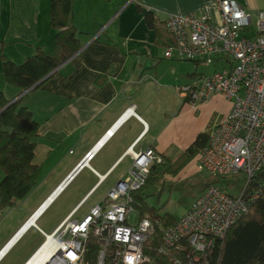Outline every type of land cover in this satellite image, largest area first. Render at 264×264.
Instances as JSON below:
<instances>
[{
	"label": "crops",
	"instance_id": "crops-1",
	"mask_svg": "<svg viewBox=\"0 0 264 264\" xmlns=\"http://www.w3.org/2000/svg\"><path fill=\"white\" fill-rule=\"evenodd\" d=\"M51 1L0 0V91L9 103L24 95L22 105L39 122L33 163L40 168L30 193L1 213L0 251L87 153L97 150L90 167L80 169L35 225L12 242L0 264L27 263L66 217L83 220L132 167L130 147L136 152L153 148L174 162L232 106L220 94L195 105L178 94L176 87L211 74L225 60L209 65L166 57L167 44L158 42L145 17L153 12L161 31L170 34L164 23L169 15L200 11L212 0H72L79 50L37 87L20 93L4 76V58L22 64L38 48L52 57L62 55L50 24ZM235 1L253 14L264 10V0ZM131 108L141 119L133 116L121 123ZM110 130L113 134L104 140ZM197 157L182 169L197 170Z\"/></svg>",
	"mask_w": 264,
	"mask_h": 264
},
{
	"label": "built area",
	"instance_id": "built-area-1",
	"mask_svg": "<svg viewBox=\"0 0 264 264\" xmlns=\"http://www.w3.org/2000/svg\"><path fill=\"white\" fill-rule=\"evenodd\" d=\"M165 24L175 37V43L166 48V57L209 65L218 58L225 60L223 67L176 89L193 105L215 94L231 101L230 111L214 123L208 144L199 154V168L229 180L243 178L245 184L237 195L230 193L235 182L232 187L209 185L180 220L156 238V223L139 217L134 194L148 180L151 166L162 159L153 148L136 152L132 146L128 150L134 158L132 167L104 201L81 221L66 217L51 234L61 246L47 264H153L157 257H166L171 264H214L209 259L214 246L264 194V179L258 178L264 168V10L253 14L235 0H212V5L200 11L169 15ZM133 116L141 119L134 108L128 117ZM113 132L108 131L104 140ZM96 150L87 153L38 211L80 169L90 167ZM155 217L158 224L162 217ZM31 218L24 230L35 225L29 224ZM91 241L95 251L89 249ZM5 249L0 258L9 248Z\"/></svg>",
	"mask_w": 264,
	"mask_h": 264
},
{
	"label": "trees",
	"instance_id": "trees-1",
	"mask_svg": "<svg viewBox=\"0 0 264 264\" xmlns=\"http://www.w3.org/2000/svg\"><path fill=\"white\" fill-rule=\"evenodd\" d=\"M145 17L148 25L156 30L160 44H167L169 47L175 43V37L172 35V38L171 33L161 31V23L153 12H146ZM71 19L72 0L51 1L50 24L56 30L55 40L62 51L60 58L48 55L41 48L22 64H15L4 58V76L20 93L37 87L79 50L80 39ZM23 96L9 104L5 94L0 91V174H3L0 180V216L17 199L30 193L40 174V168L33 163L39 122L34 119L32 111L22 105ZM210 135L211 130L199 133L174 162L164 156L161 163H154L150 168L149 181L156 182L161 176L170 172L175 174L178 169H182L206 147ZM258 178L264 179V168L258 173ZM226 180L227 186L232 187L229 178L215 176H211L208 186L226 183ZM134 205L140 210L139 216L157 212L155 207L145 202L143 193L135 192ZM164 220L168 221L167 225H171L176 218L165 214ZM90 247L92 250L96 248L93 241L89 242V249ZM209 259L214 264H264V196L252 205L247 214L231 225L224 239L214 246ZM153 264H170V261L166 257H158Z\"/></svg>",
	"mask_w": 264,
	"mask_h": 264
},
{
	"label": "rangeland",
	"instance_id": "rangeland-1",
	"mask_svg": "<svg viewBox=\"0 0 264 264\" xmlns=\"http://www.w3.org/2000/svg\"><path fill=\"white\" fill-rule=\"evenodd\" d=\"M246 10L248 11V8H246ZM188 61H191V60H188ZM203 62L200 64V67L206 68V65H205L206 62L205 63ZM200 152L197 154L198 156L197 162H196L198 165L197 170L193 168L186 169L185 167L184 169L180 171V173L178 174H174L173 172L167 173L166 175L161 176L156 182H151L148 179L146 183L144 184V186L139 191H137L139 193H143L145 202L148 203L150 206L155 207L157 210V212L154 214L147 213L145 214V216L144 215L139 216L140 218L148 217L152 219L154 223H156V226L158 228V229L157 228L155 229L156 238L162 237L161 235V231H163L162 229L167 230L178 219L180 220V218L187 212V210L191 208V206L196 201V199L200 196V194L204 190L207 189L208 183L211 181V176L214 177L212 174H210L207 171H200V168H199ZM155 163H161V162L156 161ZM215 177H219V176H215ZM2 178H3V174H0V180ZM230 180H228L230 182V186H232L235 182V186L230 190V193L233 195H237L241 191L242 187L244 186L245 180L243 178H240L238 180V178L236 177L230 178ZM222 183L228 185L227 180H226V183L220 182L216 184L219 185ZM134 199H135V194H134ZM136 209L140 211L138 206L136 207ZM165 214H170L173 217H175L176 218L175 222L171 225H167L168 221L164 220ZM158 215L162 216V220L157 224L158 219L155 216H158ZM159 244H160V241L158 245ZM167 260L169 261L168 258Z\"/></svg>",
	"mask_w": 264,
	"mask_h": 264
},
{
	"label": "bare ground",
	"instance_id": "bare-ground-1",
	"mask_svg": "<svg viewBox=\"0 0 264 264\" xmlns=\"http://www.w3.org/2000/svg\"><path fill=\"white\" fill-rule=\"evenodd\" d=\"M132 110H133V108L130 109L129 111H127L126 113H124L123 116L121 117V119L128 117L132 113ZM45 207L46 206H44L41 210H43ZM41 210H39L37 213L35 212V214L31 218V220L29 221V224L35 222L38 215L41 214ZM24 227H26V225H24ZM24 227L20 230V232L18 233V235L14 238V240L12 242H14L25 231ZM12 242L5 247L6 248L5 250H7L10 246H12ZM58 245L61 246L60 243L58 244L54 240V238L51 234L48 235L45 242L41 245V247L35 252V254L25 264H47V262H49L55 256V254L57 252V248L59 247ZM50 257H51V259H49Z\"/></svg>",
	"mask_w": 264,
	"mask_h": 264
},
{
	"label": "water",
	"instance_id": "water-1",
	"mask_svg": "<svg viewBox=\"0 0 264 264\" xmlns=\"http://www.w3.org/2000/svg\"><path fill=\"white\" fill-rule=\"evenodd\" d=\"M9 104H11V102Z\"/></svg>",
	"mask_w": 264,
	"mask_h": 264
}]
</instances>
